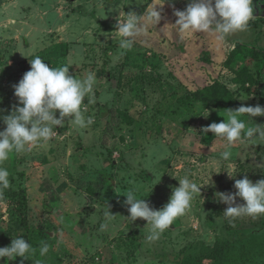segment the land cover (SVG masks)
Masks as SVG:
<instances>
[{"label": "rangeland", "instance_id": "374dc122", "mask_svg": "<svg viewBox=\"0 0 264 264\" xmlns=\"http://www.w3.org/2000/svg\"><path fill=\"white\" fill-rule=\"evenodd\" d=\"M190 2L0 0V117L18 104L13 85L25 74L18 65L29 67L34 56L48 65L53 61L43 51L31 54L37 42L40 50L61 35L74 39L71 53L80 58L73 60L70 54L67 64H60L75 68L81 79L91 71L97 81L95 103L88 104L86 98L82 105L87 108L85 115L93 117L90 127L78 129L65 118L63 126L54 127L50 141L28 152L10 153L4 162L10 173L9 189L26 196V219L21 223L18 195L4 190L0 247L23 237L33 253L28 259L2 258L0 264H180L183 257L200 255L221 242L229 245L230 264H264V217H241L229 223L223 214L227 205L216 198L219 192L235 193L237 179L247 176L253 183L264 179V144L236 142L230 149L232 157L221 159L226 141L202 129L222 122L225 117L219 113L224 110L194 96L201 87L218 81L241 105L264 107V72L256 70L251 55L255 47L264 60V20L254 14V6L255 18L248 28L223 42L210 33L181 37L173 26L178 19L174 11L185 10ZM154 5L161 13L160 22L150 25L141 38H135L133 49L121 55L117 20L129 12L142 16ZM262 5L264 0H258L259 14ZM97 15L109 22H100ZM60 17L69 18L71 25L80 21L77 24L96 36L97 50L76 47L84 38L77 42L83 34L72 28L58 34L51 25ZM244 67L253 75L251 86L245 84L251 93L231 82ZM242 119L251 124L247 116ZM251 119L253 124H264V116ZM5 127L0 119V130ZM185 177L201 186L200 196L158 240L147 241L150 226L140 218L130 223V206L123 195L135 189L137 198L159 210ZM236 203L244 201L237 197ZM107 208L115 216L106 218ZM102 223H107L104 230ZM43 244L49 251L41 256Z\"/></svg>", "mask_w": 264, "mask_h": 264}, {"label": "clouds", "instance_id": "9594fccd", "mask_svg": "<svg viewBox=\"0 0 264 264\" xmlns=\"http://www.w3.org/2000/svg\"><path fill=\"white\" fill-rule=\"evenodd\" d=\"M253 0H191L183 11L175 10L178 17L175 26L178 34L210 33L215 39L223 42L230 34L245 31L253 15ZM161 20V13L157 5L147 9L142 16L135 12L124 14L116 23L115 33L119 37L121 55L133 49L135 38L145 34L150 25H157ZM31 68L27 71L18 84L13 85L14 95L18 104L9 115L2 116L6 125L0 130V196L10 187V173L4 162L9 159L10 153L31 151L52 139L55 135L53 129L63 126L65 118L78 129L90 127L94 120L86 116L84 101L88 104L95 103L94 87L97 83L95 74L89 71L85 78H74L69 74V66L50 67L45 61L34 56L29 60ZM57 110L59 117L57 118ZM204 115L205 118L208 117ZM221 116L222 122H213L204 127L202 132H211L216 138L226 141L225 150L220 152V158L227 161L232 157L231 146L236 142H252V145L264 144V124H253L252 117L264 116V107L241 105L236 109H226ZM247 116L251 124H247L242 117ZM230 178L235 175L228 172ZM179 187L173 189L172 194L161 209L155 210L143 198H137L135 189L127 191L124 203L129 205L130 223L137 218L147 222L150 232L146 240L153 242L159 239L162 233L173 224L176 218L182 216L191 207L195 196H200L197 183L188 177L178 180ZM235 193H216L219 202L227 205L223 214L232 223L241 217L257 219L264 217V179L253 183L247 176L237 179L234 183ZM237 197L244 203H236ZM108 208L105 217L111 218ZM101 230L107 228V223H102ZM23 237L13 238L10 246L0 247V259L12 260L16 257L28 259L33 253L32 245ZM49 251V246L40 247V255L44 256ZM35 264H40L36 261Z\"/></svg>", "mask_w": 264, "mask_h": 264}, {"label": "trees", "instance_id": "16d2710c", "mask_svg": "<svg viewBox=\"0 0 264 264\" xmlns=\"http://www.w3.org/2000/svg\"><path fill=\"white\" fill-rule=\"evenodd\" d=\"M258 3V0H253V4ZM254 14L256 16H260L257 9L255 8ZM263 18H260V21H263ZM257 22H255V25ZM252 56L255 59V68L258 72H264V60L257 55V48L253 47ZM263 55V54H262ZM32 57V56H31ZM235 77V82L243 86L247 93H251L252 90L249 89L251 86V82L253 81V75L250 72V69L247 67L242 68L237 71ZM246 78V79H245ZM248 84L249 87H245V84ZM196 99L199 102H203L207 105L213 106L220 110L226 109H236L241 106L239 101L236 99L234 93L223 83L218 81H214L211 84L205 85L201 87L197 92L194 93ZM10 188V187H9ZM8 188V189H9ZM11 193H14L18 198L19 208L22 211L21 213V223L25 224V207H26V196L23 191L19 195L15 193L17 191L13 189H9ZM229 245L227 242H221L219 244H215L212 248L208 249L206 252L200 255L194 256H185L181 260L180 264H230L228 259L229 254Z\"/></svg>", "mask_w": 264, "mask_h": 264}, {"label": "crops", "instance_id": "0c3cea01", "mask_svg": "<svg viewBox=\"0 0 264 264\" xmlns=\"http://www.w3.org/2000/svg\"><path fill=\"white\" fill-rule=\"evenodd\" d=\"M257 5H258V3H256L255 2V4H254V6H255V8L257 9ZM257 17H259V16H257ZM97 18H98V20L100 21V22H109V21H107L106 19H103L102 17H100V16H98L97 15ZM108 18V17H107ZM260 18H263L264 19V16L263 15H261L260 14ZM78 19V18H77ZM76 19V20H77ZM75 20V21H76ZM88 19H86L85 21H87ZM84 21V22H85ZM95 21V20H94ZM72 22L73 21H71V20H69V18H61L60 17V19H58L57 20V22L56 23H54L53 25H51V26H53L54 27V30H56L57 32H59L58 34H60V32H65V30L68 28V30L69 29H73V31H76V33L77 34H79V35H81V34H83V36H77V37H79L78 39H77V42H79V40H81V39H83L84 41H82V45H75L76 47H78V48H88L87 49V52H92L93 50L95 51V50H97V40H96V36L94 35V34H90V33H88L87 31H85L84 29H83V25H81V24H77L78 22H80V21H76V24L75 25H71L72 24ZM89 22V21H88ZM92 22H93V19H92ZM96 22V21H95ZM92 25H94V24H92ZM95 26V25H94ZM68 30H67V32H68ZM149 31V30H148ZM67 32H66V34H67ZM69 33H71V32H69ZM149 33H151L150 31H149ZM65 34V33H64ZM143 35V34H142ZM142 35H140L139 37L141 38V36ZM148 36V35H147ZM187 39H189V37L188 36H186L185 37V39L183 40L184 42L187 40ZM43 40V39H42ZM59 40V41H58ZM56 42H53L52 44H49L46 48H40V50L38 49L37 50V48H38V46H39V43L37 42L36 43V47H35V49L33 50V52L31 53L32 55H36L38 52H41V51H43V53H47V54H50V55H52L51 57V60H53V61H51V63L49 64V66L51 67H60V66H62L61 64H60V61H62L64 64L66 63L67 64V61L65 62V59H67V60H69V58H70V54H74V53H71V52H73L74 50L73 49H70L71 48V46L73 45L72 43H71V41L72 40H74V39H69L68 37L66 38L65 36H63V35H61V38L60 39H58ZM43 42H44V40H43ZM83 42H87V43H83ZM143 42H145V41H143ZM94 53V52H93ZM76 54V53H75ZM74 54V58H73V60H76L77 58H80L79 56H76ZM30 57H31V55H29ZM69 66V73H72L71 75L75 78V77H77L78 79H81V77H80V75H79V73L77 72L76 73V69L75 68H72V67H70V65H68ZM18 69H19V71H20V73H26L27 71H29L30 70V68H31V65L29 66V67H25L24 68V66L23 65H18V67H17ZM97 75V74H96ZM108 77H109V73H108ZM232 82V84L233 85H238V83H236V82H233V81H231ZM240 85V84H239ZM8 96H12V95H8ZM9 99H11L12 97H8Z\"/></svg>", "mask_w": 264, "mask_h": 264}, {"label": "water", "instance_id": "95a60500", "mask_svg": "<svg viewBox=\"0 0 264 264\" xmlns=\"http://www.w3.org/2000/svg\"><path fill=\"white\" fill-rule=\"evenodd\" d=\"M260 14L264 16V5L261 6Z\"/></svg>", "mask_w": 264, "mask_h": 264}]
</instances>
